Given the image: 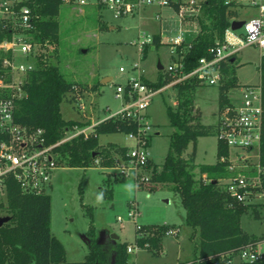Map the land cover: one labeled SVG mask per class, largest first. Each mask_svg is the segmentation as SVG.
<instances>
[{"label": "trees", "instance_id": "1", "mask_svg": "<svg viewBox=\"0 0 264 264\" xmlns=\"http://www.w3.org/2000/svg\"><path fill=\"white\" fill-rule=\"evenodd\" d=\"M63 0H24L22 4L31 10L33 28L28 31L37 43L49 42L55 52L59 43V22L57 15ZM236 3L224 0H207L198 18L199 30L190 45L181 44L177 51L182 56L183 71L189 72L197 65L201 56L207 55V48L220 43L225 29L232 18L237 17ZM0 21V40L9 38L10 24ZM153 44H160V36L154 35ZM53 48V49H54ZM146 47L143 49V54ZM142 54V55H143ZM235 58L225 59L221 64L222 79L218 85L217 111L229 104V92L240 85L234 69ZM262 103L264 109V53L259 63ZM172 77L167 74L158 76L155 82L144 79L152 88H160ZM200 83L195 78H187L175 83L176 105H166V115L175 130L169 139L168 151L161 168L157 170L149 160L145 170L150 172V180L155 184L169 185L179 195L185 210L184 224L192 229L190 238L194 239L193 258L174 264H226L229 259L246 247L254 248L264 239V230L260 234L250 233L241 227V215L251 212L256 220H261L257 205H245L234 202L223 189L221 179L227 178L228 147L219 139L216 144V161L213 164H196L193 153L183 156L189 143H195L198 137L217 136V125L201 122V111L194 105L195 89ZM95 88V87H94ZM93 88V89H94ZM26 96L17 100L14 121L28 130L41 128L47 144H53L64 137L66 130L74 125L82 127L84 122L65 120L60 113V103L69 95L70 100L81 98L83 87L80 83L67 81L58 66L48 62L40 55L37 68L28 74L25 83ZM138 124L130 116L116 114L98 121L92 133L79 134L55 148L58 160L74 168H86L99 160L101 166L111 165L115 160L112 152L124 161L128 160L127 146L116 143H99V136L122 133L137 134ZM148 136L147 145L149 146ZM224 158V160H221ZM259 164L264 167V120L259 145ZM198 169L204 178L195 177ZM125 178L121 177L119 181ZM101 188L103 194L112 199V188ZM79 191L81 189L79 187ZM6 214L11 218L0 227V264H127L129 253L126 243L117 242L105 247L95 240L92 224V208L86 207L90 217L87 231L90 237L88 253L81 261H67L61 242L50 230V196L48 194H24L14 181L7 187ZM264 207V206H262ZM172 226L153 225L136 228L135 245L147 248L154 254L161 252V239ZM109 248V251L107 250ZM242 264H264V258Z\"/></svg>", "mask_w": 264, "mask_h": 264}, {"label": "rangeland", "instance_id": "2", "mask_svg": "<svg viewBox=\"0 0 264 264\" xmlns=\"http://www.w3.org/2000/svg\"><path fill=\"white\" fill-rule=\"evenodd\" d=\"M229 1L236 3V11L241 19L248 20L256 11L251 7L252 0ZM157 12L163 17L160 20L154 18L155 9H146L140 15L114 19L106 8L97 6L96 0H85L82 5L76 2L61 4L57 15V51L49 43L52 50L46 59L58 66L67 81L80 83L84 90L80 101L70 100L69 95L62 100L60 113L63 119H84L74 103H85L87 112L91 104L90 116L94 120L118 112L122 103L115 96V86L123 84L129 75L136 73L128 71L135 62L144 69L147 80L155 82L158 76L167 75L166 68L173 62L170 42L180 31L183 32L184 39L190 41L198 27L190 23L180 24L176 16L166 8ZM236 32L242 33L243 29ZM142 33L159 34L160 44L157 47L154 44L148 45L141 56L133 41ZM260 56L261 53L255 46L244 47L236 53L234 69L240 84L259 83ZM158 62L162 69L157 68ZM119 67H124L125 71L120 72ZM109 76L111 79L103 80ZM167 104L173 107L176 105V90L172 86L155 94L146 109V119L151 125L147 149L157 170L161 168L168 151L170 135L175 130L167 119ZM217 104V85L199 84L196 87L194 105L201 111L202 123H214ZM98 140L102 145L116 143L134 146V140L122 133L100 135ZM216 144L215 136L198 137L195 143L188 144L183 156L193 153L196 164H213L216 161ZM112 156L115 161L111 165L101 166L97 160L89 167L74 168L63 163L54 171L52 187L47 193L51 203L50 230L63 245L65 259L71 262L81 261L88 253L90 237L87 231L90 217L87 206L92 208L95 240L105 247H112L117 242L133 247L136 224L144 227L166 225L176 229L175 235L162 237V252L154 254L145 247H136L129 253L127 264H174L193 258L194 242L198 235L195 234L194 239L190 238L192 229L184 224L185 210L179 195L169 185L155 184L148 180L151 174L146 170L138 171L136 180L130 173L123 181H119L122 176L118 167L122 160L117 153L112 152ZM229 159L235 164L233 174L238 173L243 164L256 162L253 154L243 160L229 154ZM194 173L196 178L205 177L200 176L197 168ZM108 183L112 188V199L105 196L101 189H106ZM131 202L138 210L135 222L127 217ZM257 209L261 220L254 219L248 211L241 215L240 221L245 231L260 234L264 230V207L257 206ZM0 215H7L4 207L1 208ZM118 216L122 218L121 223L117 221ZM114 236L118 238L115 239ZM242 263L244 261L236 253L226 264Z\"/></svg>", "mask_w": 264, "mask_h": 264}, {"label": "built area", "instance_id": "3", "mask_svg": "<svg viewBox=\"0 0 264 264\" xmlns=\"http://www.w3.org/2000/svg\"><path fill=\"white\" fill-rule=\"evenodd\" d=\"M23 1L0 0V21H5L4 25L10 24L12 30L9 38L0 40V204L3 205L7 202V187L11 180L24 194H47L52 187L54 171L63 164L59 162L55 148L79 134L87 136L92 133L99 121L89 117L90 113L87 112L85 103H74L80 116L84 118L85 125L73 126L72 129L66 130L64 137L53 144L45 142L43 129L28 130L14 121L16 102L26 96L25 83L28 74L37 68L39 56L49 57L52 50L49 42L37 43L28 34L33 28L32 16L29 7L22 4ZM206 1L96 0V4L106 8L114 19L140 15L146 9H155L154 18L160 20L163 17L157 11L166 8L176 16L180 24H194L199 30L198 18ZM63 2L85 4V0ZM224 2L228 3L229 0ZM251 7L256 11L248 20L237 15L230 21L231 23L233 20H242L243 24L238 29L242 28L243 32L237 33L238 29H232L229 25L221 42L208 47L207 55L201 56L191 71H183L182 56L177 47L181 44L189 46L192 39L185 40L183 32L180 31V34L170 42L173 62L166 68V74L173 78L170 82L160 88L148 86L144 81L142 69L135 62L128 71L136 73L129 75L123 84H116L115 96L121 100L122 107L107 117L123 114L130 116L138 124L136 135L126 134L134 140V146L128 147V160L121 159L119 163V173L122 177L126 178L132 174L136 180L138 171L145 170L149 161L146 138L151 136V125L146 119V109L155 94L191 77L200 84L218 86L222 79L221 64L225 59L234 57L247 46H255L261 54L264 53V0H252ZM153 38V34L142 33L133 41V44L138 46L141 56L143 49L153 44ZM119 71L124 72L125 68L119 67ZM80 100L81 98H78V101ZM216 117V140H221L228 147L229 175L221 179L223 189L234 202L264 206V167L258 161L264 120L259 83L240 84L230 90L229 104L217 111ZM229 154L240 160L253 154L256 162L243 164L242 169L233 174L235 164L229 159ZM137 216L136 205L131 202L127 217L135 222ZM117 221L121 223L122 218L118 216ZM136 228H139V224H136ZM175 233V230H169L166 235ZM136 247L128 245L127 252L131 253ZM238 254L244 262L263 259L264 239L253 249L246 247Z\"/></svg>", "mask_w": 264, "mask_h": 264}, {"label": "water", "instance_id": "4", "mask_svg": "<svg viewBox=\"0 0 264 264\" xmlns=\"http://www.w3.org/2000/svg\"><path fill=\"white\" fill-rule=\"evenodd\" d=\"M243 24V21L242 20H233L231 23H230V26L232 29H238L242 26ZM157 68L158 69H162V66L161 64L158 62L157 64ZM10 216L9 215H3V216H0V227L2 225H4L5 223H7L9 220H10ZM115 239H117L118 237L117 236H114Z\"/></svg>", "mask_w": 264, "mask_h": 264}, {"label": "crops", "instance_id": "5", "mask_svg": "<svg viewBox=\"0 0 264 264\" xmlns=\"http://www.w3.org/2000/svg\"><path fill=\"white\" fill-rule=\"evenodd\" d=\"M153 35H155V34H153ZM159 35V34H158ZM142 69V68H141ZM142 74H143V77H144V69H142ZM105 79H111V77L109 76V77H105L103 80H105ZM144 79H146L145 77H144ZM88 109H89V113L91 112V104H90V107H88ZM216 113H217V108H216V111H215V121H214V123H212V124H215L216 123V119H217V117H216ZM89 117H91V116H89ZM93 119V118H92ZM94 120V119H93ZM99 120H101V119H99ZM83 121V120H82ZM121 146H126V145H121ZM128 147V146H127ZM149 160H150V158H149ZM151 161V160H150ZM54 179V178H53ZM175 231H176V229H175ZM177 232V231H176ZM176 234V233H175ZM174 234V235H175ZM105 244V243H104ZM163 250L161 249V252H162Z\"/></svg>", "mask_w": 264, "mask_h": 264}]
</instances>
